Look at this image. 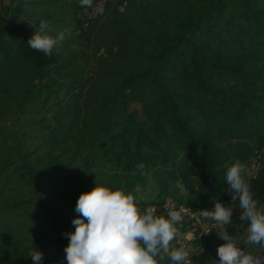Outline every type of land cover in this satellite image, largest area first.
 <instances>
[{
	"label": "trees",
	"instance_id": "16d2710c",
	"mask_svg": "<svg viewBox=\"0 0 264 264\" xmlns=\"http://www.w3.org/2000/svg\"><path fill=\"white\" fill-rule=\"evenodd\" d=\"M100 2L93 15L79 0H0V264H32L33 248L66 264L62 233L95 185L132 194L140 212L168 199L236 211L225 173L238 161L264 209V0ZM41 19L64 31L47 56L26 43ZM84 46L104 52L93 69ZM239 215L225 237L264 256ZM176 227L170 250L193 229ZM208 234L195 245L216 246L194 264L218 260L225 237Z\"/></svg>",
	"mask_w": 264,
	"mask_h": 264
},
{
	"label": "clouds",
	"instance_id": "9594fccd",
	"mask_svg": "<svg viewBox=\"0 0 264 264\" xmlns=\"http://www.w3.org/2000/svg\"><path fill=\"white\" fill-rule=\"evenodd\" d=\"M79 4L94 7L93 0H79ZM103 11L102 4L96 5L93 15ZM63 39L64 31L55 37L49 35V22L41 19L26 43L47 56ZM138 167L144 166L141 163ZM225 182L232 190V200L239 201V220L248 222L247 242L264 248V209L257 207L238 161L227 168ZM162 208L166 209L163 214H157L154 205L140 212L132 194L103 185L81 193L74 207L79 215L71 220L74 231L62 233L68 240L64 247L66 264H158L164 254L171 264H193L186 248H169V242L178 235L181 211L165 205ZM232 212V207L216 202L211 210L198 213L210 223L228 225ZM223 240L216 250V264H264V256L246 254L231 238ZM29 256L32 264H43L41 251L33 248Z\"/></svg>",
	"mask_w": 264,
	"mask_h": 264
},
{
	"label": "rangeland",
	"instance_id": "374dc122",
	"mask_svg": "<svg viewBox=\"0 0 264 264\" xmlns=\"http://www.w3.org/2000/svg\"><path fill=\"white\" fill-rule=\"evenodd\" d=\"M8 2H9V0H3V3H8ZM69 3L72 4V1H70ZM99 4H103V2H100ZM99 4H97V5H99ZM95 6L93 7V10H95ZM88 13H89L88 10H84V14L85 15H88ZM76 50L85 53V56L86 57L84 56L85 58L83 59L82 64L84 63V66L87 69H93V62L97 59L96 57H98L99 55H101V54L104 53L103 50H101L100 52L99 51L96 52L95 49L93 50L92 48H89V47L87 48V46H84L83 48L82 47H76ZM95 53H97L96 57L92 56ZM253 166H252L251 173L249 174V177L252 176V175H254V173H255V169L256 168L254 169ZM167 203H172V202L170 201V199H168L166 201V204ZM154 206L159 207V208L161 207V205H154ZM240 212L241 211H240V208H239L236 211L234 210L232 212V215H237ZM223 226L224 225L217 224V223H210V222L206 221L205 219L202 221V227H200L198 229V232L196 233V238L192 241L193 252L190 254V256H192L191 257L192 261H193V257L194 256H199L200 254H202L203 253L202 251L204 249L207 250V247L208 246H211V247H215L216 246L215 243L212 242V241H207V242L206 241H203V243L201 244V246L198 247V246L195 245V241H198L199 239H201V237L204 234L209 235L208 234L209 232L213 233L215 236H217L219 238L220 237H225V231H224ZM207 228H208L209 232L206 231V230H204V229H207ZM202 231H205V232H203V234H202ZM188 239L192 240V237L190 236ZM214 253H215V250L212 249V250H209V252L207 254L209 256H213ZM194 263L195 262H193V264Z\"/></svg>",
	"mask_w": 264,
	"mask_h": 264
},
{
	"label": "built area",
	"instance_id": "2783aa9c",
	"mask_svg": "<svg viewBox=\"0 0 264 264\" xmlns=\"http://www.w3.org/2000/svg\"><path fill=\"white\" fill-rule=\"evenodd\" d=\"M255 171L257 170L258 166L254 165L253 166ZM171 201V200H170ZM172 202V201H171ZM165 205L168 209H172V210H180L181 211V215L183 218H186L189 222L192 223L193 229L188 232L191 233V237L192 240L188 239L189 236L187 234H185L184 236H180L178 237V240L176 242V244L180 247V248H186L189 251V255L193 252V246H192V241L196 238V233L198 232V229L200 227H202V221L204 220V218L202 216H200V214L198 213L199 211H193L192 207L190 206H186V205H177L176 203L172 202V203H167L166 202L163 204ZM159 208L157 207V209L159 211H166V209H163L162 206ZM213 208V206H209L208 208L204 209V210H211ZM206 231L209 232L208 228L204 229ZM205 231H202V234ZM210 233V232H209Z\"/></svg>",
	"mask_w": 264,
	"mask_h": 264
}]
</instances>
